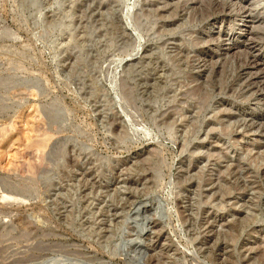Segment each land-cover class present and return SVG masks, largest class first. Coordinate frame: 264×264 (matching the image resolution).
I'll use <instances>...</instances> for the list:
<instances>
[{
  "label": "rangeland",
  "instance_id": "1",
  "mask_svg": "<svg viewBox=\"0 0 264 264\" xmlns=\"http://www.w3.org/2000/svg\"><path fill=\"white\" fill-rule=\"evenodd\" d=\"M263 159L264 0H0V264H264Z\"/></svg>",
  "mask_w": 264,
  "mask_h": 264
},
{
  "label": "bare ground",
  "instance_id": "2",
  "mask_svg": "<svg viewBox=\"0 0 264 264\" xmlns=\"http://www.w3.org/2000/svg\"><path fill=\"white\" fill-rule=\"evenodd\" d=\"M28 128V127H27ZM29 137V136H28ZM26 139H28L27 138V136L25 137ZM29 140V139H28ZM28 143V142H27ZM252 145V144H251ZM249 149V148H248ZM251 156V155H250ZM259 156H262V155H259ZM247 157V156H246ZM249 157V156H248ZM258 157V156H257ZM264 160V159H263ZM263 160H262V162H263ZM257 160H254V162H256ZM32 167V166H31Z\"/></svg>",
  "mask_w": 264,
  "mask_h": 264
}]
</instances>
